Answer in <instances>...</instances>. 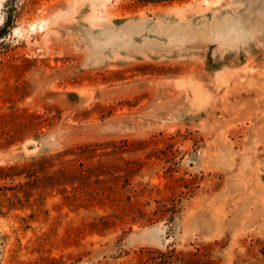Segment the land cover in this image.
Here are the masks:
<instances>
[{"label":"rangeland","instance_id":"obj_1","mask_svg":"<svg viewBox=\"0 0 264 264\" xmlns=\"http://www.w3.org/2000/svg\"><path fill=\"white\" fill-rule=\"evenodd\" d=\"M0 264H264V0H0Z\"/></svg>","mask_w":264,"mask_h":264},{"label":"water","instance_id":"obj_2","mask_svg":"<svg viewBox=\"0 0 264 264\" xmlns=\"http://www.w3.org/2000/svg\"><path fill=\"white\" fill-rule=\"evenodd\" d=\"M32 147H33V146H32V145H30V146H27L26 148H27V149H31Z\"/></svg>","mask_w":264,"mask_h":264}]
</instances>
